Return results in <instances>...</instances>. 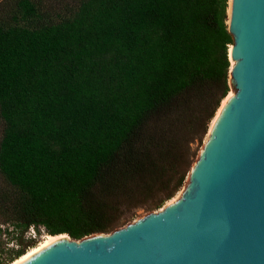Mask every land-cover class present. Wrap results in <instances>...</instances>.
Returning <instances> with one entry per match:
<instances>
[{"label":"trees","instance_id":"obj_1","mask_svg":"<svg viewBox=\"0 0 264 264\" xmlns=\"http://www.w3.org/2000/svg\"><path fill=\"white\" fill-rule=\"evenodd\" d=\"M229 2L0 0V264L177 194L231 90Z\"/></svg>","mask_w":264,"mask_h":264},{"label":"water","instance_id":"obj_2","mask_svg":"<svg viewBox=\"0 0 264 264\" xmlns=\"http://www.w3.org/2000/svg\"><path fill=\"white\" fill-rule=\"evenodd\" d=\"M228 24L233 95L175 202L18 264H264V0H232Z\"/></svg>","mask_w":264,"mask_h":264},{"label":"rangeland","instance_id":"obj_3","mask_svg":"<svg viewBox=\"0 0 264 264\" xmlns=\"http://www.w3.org/2000/svg\"><path fill=\"white\" fill-rule=\"evenodd\" d=\"M232 90V89H231ZM231 92V91H230ZM208 133V132H207ZM206 136L207 134L205 135L204 139L202 142H195L193 144V150L195 151V155L192 157L193 159V162H192V165H191V168L193 167V165L195 164V162L197 161L198 157H199V154L203 148V145L205 143V140H206ZM190 168V169H191ZM190 171V170H189ZM189 174V172H188ZM187 178H188V175H187ZM187 178H186V181H185V184L187 182ZM0 184H2V178L0 176ZM184 184V185H185ZM183 185V187H184ZM183 187L177 192V194L173 197V198H176L180 195V192L183 190ZM167 203V202H166ZM165 203V204H166ZM164 204V205H165ZM160 209V208H159ZM157 209V210H159ZM153 211V210H152ZM150 211H145V210H139L137 216L132 219L131 221H129L128 223L130 222H134L135 220H137L138 218L140 217H143L144 215H146L147 213H149ZM7 226V223H3V219H2V216L0 215V227L2 228H5ZM12 228V227H11ZM50 235V234H47L45 232V229L44 228H41V234H38L36 230H30L29 232H26L24 238L26 241L29 240V238H36L39 240L38 244L44 240L45 238H47V236ZM67 236V235H66ZM69 236V235H68ZM11 237L12 235H9L7 234L6 232H4L2 234V236L0 237V249L2 250L3 252V256L5 257L7 255V253L10 251V250H13V249H17L19 248V245H17V241L15 239L11 240Z\"/></svg>","mask_w":264,"mask_h":264},{"label":"bare ground","instance_id":"obj_4","mask_svg":"<svg viewBox=\"0 0 264 264\" xmlns=\"http://www.w3.org/2000/svg\"><path fill=\"white\" fill-rule=\"evenodd\" d=\"M231 8H232V0H230L229 2V13L231 14ZM231 54V52H230ZM233 95V91L229 92V94L223 99L219 109L217 110L215 116L213 117V119L211 120V123L209 125V130L206 136V140H205V144H207V142L209 141L210 137L212 136L213 130L219 120V117L221 116L223 109L225 107V105L228 103V101L230 100V98ZM176 198H172L170 200L167 201V203L165 204V206H169L172 203L175 202ZM162 209V208H161ZM67 234H60V235H48L47 238H45L44 240H42L39 244H37L36 246L30 248L24 255H22L21 257L15 259L13 262L9 263V264H18L20 262H23L24 260H26L29 256H31L32 254H34L35 252L43 249L44 247H46L47 245H49L50 243H52L53 241L62 239V238H67L66 236Z\"/></svg>","mask_w":264,"mask_h":264},{"label":"built area","instance_id":"obj_5","mask_svg":"<svg viewBox=\"0 0 264 264\" xmlns=\"http://www.w3.org/2000/svg\"><path fill=\"white\" fill-rule=\"evenodd\" d=\"M31 230H33V231H34V228H33V226L31 227Z\"/></svg>","mask_w":264,"mask_h":264}]
</instances>
